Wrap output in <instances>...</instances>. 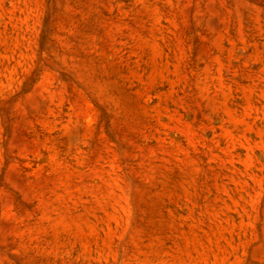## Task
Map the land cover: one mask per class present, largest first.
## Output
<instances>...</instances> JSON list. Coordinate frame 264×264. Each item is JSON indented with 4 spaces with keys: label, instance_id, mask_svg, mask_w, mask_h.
<instances>
[{
    "label": "rangeland",
    "instance_id": "374dc122",
    "mask_svg": "<svg viewBox=\"0 0 264 264\" xmlns=\"http://www.w3.org/2000/svg\"><path fill=\"white\" fill-rule=\"evenodd\" d=\"M0 264H264V0H0Z\"/></svg>",
    "mask_w": 264,
    "mask_h": 264
}]
</instances>
